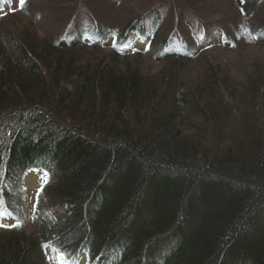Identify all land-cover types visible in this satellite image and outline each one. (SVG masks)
Returning <instances> with one entry per match:
<instances>
[{
	"label": "trees",
	"instance_id": "1",
	"mask_svg": "<svg viewBox=\"0 0 264 264\" xmlns=\"http://www.w3.org/2000/svg\"><path fill=\"white\" fill-rule=\"evenodd\" d=\"M31 1L0 23V222L22 224L0 228V264H264V61L242 82L210 60L185 80L233 48L192 19L203 0L132 3L118 28L85 0L67 42L42 37ZM231 3L264 49V19L252 23L264 0ZM143 57L160 69L142 72ZM41 187L60 209L50 219L28 213Z\"/></svg>",
	"mask_w": 264,
	"mask_h": 264
},
{
	"label": "rangeland",
	"instance_id": "2",
	"mask_svg": "<svg viewBox=\"0 0 264 264\" xmlns=\"http://www.w3.org/2000/svg\"><path fill=\"white\" fill-rule=\"evenodd\" d=\"M114 1L115 0H110V2L106 3L105 0H89V2L94 5L92 14L95 17H98V19L102 23L110 24V26L117 28L120 27L121 23H123L124 20L130 18V12L139 10L133 9V6H130L132 3L134 5L137 4V8L141 9L144 8L145 4L143 0H126L127 4L124 5L125 7L120 8L119 11H117L112 8V3ZM176 1L178 2V4L179 2H183V0ZM195 1L196 0H191L192 3ZM9 2L10 3L8 4V6H6L0 13L1 24H3L4 21L9 20L10 16L16 17L18 15L15 12L17 6L19 5V0H9ZM84 2L85 0H32L30 5L26 8L25 12L30 16L31 22L35 24L40 30V34L42 35V37H51V39L55 40L62 34V31H64L63 29L69 22H72L70 26L74 27L75 22L81 17V15H84L88 12L86 8H83ZM152 2L150 1V4ZM193 4L194 10L198 9L197 11L199 12V14H195L196 16H198V18H191L193 20L197 19L200 22L206 23L204 24V27L206 28L205 36L218 35L216 34V29L212 28L214 24L218 25L219 28H221L220 31L223 32V34L225 33V35L227 36H225L226 39H228V41L231 42L234 46H232L233 48L229 51L226 49L208 51L196 63H193V61L187 67H185L186 73L182 75L183 78L187 81L195 80V78L199 76L200 70L203 68L202 66L206 61L210 60L217 62L221 70L228 71L230 80L242 82L243 79H245V77L249 75L251 69H253V64H255L256 61L261 63L264 61V49H252V47H249L247 45V40L244 36L245 24H239L240 20L237 18L234 10L231 9V0H203L198 4L197 2ZM174 5L175 4L171 3V10L168 9V11L171 12L170 16L172 15V13H174L180 17L182 11L177 10L178 8H174ZM176 10L177 13L175 12ZM126 11H128V16L126 14ZM169 12H166L165 15L167 16ZM2 17L5 18L1 20ZM263 19L264 4L260 7L259 12L255 16V18L252 19V23H258ZM165 21L168 24L167 26H165L162 32H160L158 40L154 41V44L152 45V55L157 52L160 47L159 43L164 38H166V35L168 34L167 32L171 27L169 19ZM10 22L11 21H8V23ZM207 23L211 25L213 23V26H208ZM22 24L23 23L21 21H18V25L22 26ZM178 26H180V24H178ZM238 26H240V29ZM219 35L222 34L220 33ZM149 58H140L138 62L140 69H142V72L152 74L160 69V64L152 62V59ZM35 202L39 204L40 209L44 212V215L46 217H51L52 214L57 211L56 208L49 206L48 202H46V200L41 197L36 198Z\"/></svg>",
	"mask_w": 264,
	"mask_h": 264
},
{
	"label": "snow or ice",
	"instance_id": "3",
	"mask_svg": "<svg viewBox=\"0 0 264 264\" xmlns=\"http://www.w3.org/2000/svg\"><path fill=\"white\" fill-rule=\"evenodd\" d=\"M19 3H20V5H24L25 0H19ZM241 3H243V0H241ZM232 46H234V45H232ZM44 175L47 176V173L45 172ZM41 191H43L42 187L40 189H38L37 192H36L37 198L39 197ZM35 209H36V205L34 204L33 205V210H35ZM3 218H4V214L2 212H0V221H2ZM21 226H22V224H20V223L5 224L3 222H0V228H19ZM42 247L47 248L48 245L45 244V245H42ZM57 264H65V259H64V254L63 253H58L57 254Z\"/></svg>",
	"mask_w": 264,
	"mask_h": 264
},
{
	"label": "bare ground",
	"instance_id": "4",
	"mask_svg": "<svg viewBox=\"0 0 264 264\" xmlns=\"http://www.w3.org/2000/svg\"><path fill=\"white\" fill-rule=\"evenodd\" d=\"M68 28H70V27H68ZM68 28H65L64 31H62V34H61V40H64V41H66V42L69 41V40L71 39V35H69V34H67V33H63V32H65V31L69 30ZM81 28H82V27L79 26V27H77V30L80 31ZM128 41H130V40H128ZM56 262H57V261L53 262L52 264H57Z\"/></svg>",
	"mask_w": 264,
	"mask_h": 264
}]
</instances>
